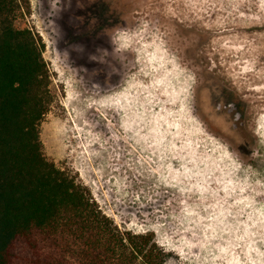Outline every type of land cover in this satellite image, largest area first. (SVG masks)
Wrapping results in <instances>:
<instances>
[{
    "label": "rangeland",
    "instance_id": "1",
    "mask_svg": "<svg viewBox=\"0 0 264 264\" xmlns=\"http://www.w3.org/2000/svg\"><path fill=\"white\" fill-rule=\"evenodd\" d=\"M43 157L166 264H264V0H24Z\"/></svg>",
    "mask_w": 264,
    "mask_h": 264
},
{
    "label": "trees",
    "instance_id": "2",
    "mask_svg": "<svg viewBox=\"0 0 264 264\" xmlns=\"http://www.w3.org/2000/svg\"><path fill=\"white\" fill-rule=\"evenodd\" d=\"M0 0V264H166L151 233L120 230L42 155L48 106L40 39Z\"/></svg>",
    "mask_w": 264,
    "mask_h": 264
}]
</instances>
